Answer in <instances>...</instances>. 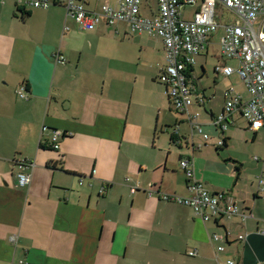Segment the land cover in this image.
Segmentation results:
<instances>
[{
	"label": "crops",
	"instance_id": "obj_1",
	"mask_svg": "<svg viewBox=\"0 0 264 264\" xmlns=\"http://www.w3.org/2000/svg\"><path fill=\"white\" fill-rule=\"evenodd\" d=\"M75 1L96 13L118 7V0ZM149 10L139 7L151 18L157 0ZM163 49L160 38L131 33L126 22L85 30L61 4L0 0V264H226L235 257L264 264V199L256 191L264 129L250 130L238 113L214 124L226 93L248 98L232 85L236 73L216 72L237 64L207 39L189 69V120L159 82ZM58 52L63 65L54 61ZM53 130L68 134L57 150L49 145ZM236 136L243 146L225 151ZM182 159L210 194L229 193L249 218L203 222L190 207L164 201L161 194L191 196ZM17 161L32 164L24 187ZM149 188L158 195L147 196ZM222 225L244 240L210 242Z\"/></svg>",
	"mask_w": 264,
	"mask_h": 264
},
{
	"label": "built area",
	"instance_id": "obj_2",
	"mask_svg": "<svg viewBox=\"0 0 264 264\" xmlns=\"http://www.w3.org/2000/svg\"><path fill=\"white\" fill-rule=\"evenodd\" d=\"M32 8L46 9L51 4H61L81 29L93 30L99 23L115 25L126 22L131 33H146L160 38L163 42L165 66L159 76V82L166 86V95L178 113L187 115L192 104L191 92L194 85L189 81V69L195 64V57L204 49L208 38L221 30L219 40L222 57L236 62L237 67L219 66L216 72L225 76L236 73L246 87L248 98L242 100L230 90L226 93L228 100L224 103L223 112L216 118L214 124L218 125L232 114H240L249 124V129L258 131L264 129V30L261 18L264 20V0H157V13L151 18L140 15V0H118V7L112 8L104 4L101 10L87 11L84 6L75 0H16ZM186 7H196L189 19L182 17V10ZM221 23L216 17L218 12ZM229 16L235 21H228ZM258 22V24H256ZM67 28H64L66 30ZM56 64H65L64 56L58 52L54 56ZM17 96L26 97L25 88L17 90ZM196 117V116H195ZM198 123H191V128L201 132ZM225 129V125L222 126ZM42 130H46L45 127ZM68 134L57 130L51 132L50 148L58 149V142ZM207 139L206 135H203ZM189 159L179 162L188 182L187 188L191 196L187 198L175 195L161 194L162 199L190 207L195 216L203 222L209 220L227 221L239 218L240 223L248 217L239 212L238 206L233 202L229 193L210 194L203 185L196 180ZM32 164L27 161L15 163L17 184L24 187L30 182V175L25 170ZM136 188H130L133 193ZM256 191L264 198V172L257 177ZM154 189H146L147 196L158 195ZM224 228V225H222ZM244 235L230 231L225 227L221 234H213L210 242H227L228 240L243 241ZM217 251H223V245H218ZM195 256V252H189ZM226 264H233L227 261Z\"/></svg>",
	"mask_w": 264,
	"mask_h": 264
},
{
	"label": "rangeland",
	"instance_id": "obj_3",
	"mask_svg": "<svg viewBox=\"0 0 264 264\" xmlns=\"http://www.w3.org/2000/svg\"><path fill=\"white\" fill-rule=\"evenodd\" d=\"M151 6H152V8L156 7V0H141V3H140V12L143 15H149V12H150L149 9H150ZM193 8L194 7H191V8L186 7V8H184L181 11L182 12V17L184 19H189L190 16H191V14H192V12H193V10H194ZM221 15L224 16L223 18L226 17V15L223 12L219 11L218 12V16L216 17V19L218 20L219 23H221V17H220ZM143 17H145V16H143ZM228 21H233L234 22L235 21V18H233L232 16H229ZM221 33H222L221 30H219L217 33H213L212 34V41H213L214 45H216L217 50L219 49V40H220ZM230 78H231V80L233 82L232 85L234 87H235V85H240L241 91L246 90V87L244 86L243 82L241 83V81L238 80V77L236 75H232ZM245 92H247V91H245ZM241 138L242 137H240V136L239 137L236 136L234 138L233 143H232L233 144L232 147L231 148L229 147L225 151H229V149H230V151L236 152L238 150V148L241 146V144L243 146V143H242ZM229 146H230V143H229ZM256 184H257V179H256ZM262 199H264V198H262ZM232 261L234 262V264H236V262H238L239 259L237 257H235Z\"/></svg>",
	"mask_w": 264,
	"mask_h": 264
},
{
	"label": "trees",
	"instance_id": "obj_4",
	"mask_svg": "<svg viewBox=\"0 0 264 264\" xmlns=\"http://www.w3.org/2000/svg\"><path fill=\"white\" fill-rule=\"evenodd\" d=\"M223 144H224V141H222L220 145L222 146ZM217 221H218V220H217ZM222 227H223V226H222ZM223 229H224V228H223ZM222 232H223V231H222ZM218 234H219V233H218ZM228 242H229V241H227V242H221V244H223V245H224V244H229ZM216 243H217V242H216ZM217 247H218V244H217L216 248H217ZM216 248H215L216 252H223V251H217Z\"/></svg>",
	"mask_w": 264,
	"mask_h": 264
},
{
	"label": "water",
	"instance_id": "obj_5",
	"mask_svg": "<svg viewBox=\"0 0 264 264\" xmlns=\"http://www.w3.org/2000/svg\"><path fill=\"white\" fill-rule=\"evenodd\" d=\"M250 238V236H247L246 239Z\"/></svg>",
	"mask_w": 264,
	"mask_h": 264
}]
</instances>
